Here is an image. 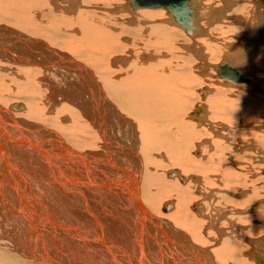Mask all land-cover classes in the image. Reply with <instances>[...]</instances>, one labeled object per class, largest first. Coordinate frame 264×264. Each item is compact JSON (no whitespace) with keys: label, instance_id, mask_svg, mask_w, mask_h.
Listing matches in <instances>:
<instances>
[{"label":"bare ground","instance_id":"bare-ground-1","mask_svg":"<svg viewBox=\"0 0 264 264\" xmlns=\"http://www.w3.org/2000/svg\"><path fill=\"white\" fill-rule=\"evenodd\" d=\"M150 1L0 0L5 264H264V0Z\"/></svg>","mask_w":264,"mask_h":264},{"label":"rangeland","instance_id":"rangeland-1","mask_svg":"<svg viewBox=\"0 0 264 264\" xmlns=\"http://www.w3.org/2000/svg\"><path fill=\"white\" fill-rule=\"evenodd\" d=\"M64 2H65V1H64ZM66 3H67V2H66ZM85 8H86V7H85ZM88 8L90 9V7H88ZM86 9H87V8H86ZM92 10H94V9L92 8ZM96 10H97V9H96ZM244 14H247L246 9L244 10ZM203 22H204L205 25H206V22H205V21H203ZM0 24H5V25H6L7 23H0ZM220 25H221V24H220ZM221 26L225 27V28H223V30H224V29H226L227 24L222 23ZM236 26L239 27L240 25H239V24H236ZM211 27H212V25H211ZM214 27H217V26H214ZM221 28H222V27H221ZM211 30H213V27L211 28ZM213 31H214V30H213ZM225 31H226V30H225ZM218 32H219V33H222V31L220 30V28H218ZM226 32H227V34H228V31H226ZM226 32H225L224 34H226ZM231 32H232V31H231ZM233 32H234V31H233ZM215 33L217 34L216 31H215ZM240 33H241V32H240ZM218 35H220V34H218ZM237 35H239V33H238ZM224 37H225V36H224ZM199 38H200V37H199ZM201 38H203V37H201ZM225 38H227V37H225ZM203 39H204V38H203ZM228 39H229V38H228ZM261 55H263V53H262ZM71 56L73 57V54H72ZM73 58H74V57H73ZM74 59H75V58H74ZM218 59H219V58H218ZM75 60H76V59H75ZM214 61H217V59H216V60L214 59ZM218 61H221V60H218ZM218 61H217V62H218ZM263 63H264V62H262V65H261V67H263V69H262L263 72L260 71V73H261L260 75H261V76H262V75L264 76V74H263V73H264V64H263ZM213 70H214V72L216 73L215 76L218 75V73L216 72V70H215V69H213ZM198 75H199V74H198ZM199 77H201V76L199 75ZM215 78H216V77H215ZM219 78H220V77L218 76V77H217L218 81H220ZM248 78H251V76H250L249 74H248ZM220 79L224 80L223 78H220ZM200 81H202V79H199V82H200ZM203 81H204V80H203ZM199 82H196V84H195L193 87H198V86H200V85H198ZM205 82L207 83V81H205ZM205 82H204L203 84H205ZM224 82H226V81H224ZM213 83H214V82H213ZM233 84H235V83H233ZM236 84H237V81H236ZM241 84L246 85L245 88H247V86H248V87L250 86V85H248L247 83L245 84L244 82H241ZM235 86H236V85H235ZM235 86H234V85H231L230 87H232L233 89L236 88V89H234L235 93H238V95L241 96L242 93L240 94V92L237 91V90H239V89H237V87H235ZM251 87L253 88V85H252ZM232 88H231V89H232ZM242 88H243V87H241V89H242ZM252 88H251V89H252ZM254 88H255V87H254ZM243 89H244V88H243ZM249 89H250V88H249ZM232 91H233V90H232ZM234 91H233V92H234ZM241 91L243 92V90H241ZM256 91H258V89H257ZM190 93H191V91H190ZM192 93H193V92H192ZM243 93H244V92H243ZM196 94H198V91H197V90H195V95H196ZM244 94H246V93H244ZM248 95L250 96V93H249V92L247 93L246 96H248ZM192 97H193V98H192ZM187 98H189V97H187ZM260 98H261L262 101H257V103H260V104H258V105H260V106H259L260 108L257 106V109L259 108L260 110H259V109H258L259 111L256 110V116H255V120H256V121H255V123H258V122L261 123L262 120L264 119V117H263V116H264V112H263V111H264V104H263V103H264V97H260ZM189 100H190L191 104H193V106H195V103H197V102L194 101V100H195L194 94H193V96H192V94H191V99H189ZM211 100H213L212 97L210 98L209 101H208V100H207V101L210 102ZM258 100H259V98H258ZM208 102H207V105H208V107H209V109H210V112H211L212 115H213V112H216V108H214V106H213V102H210V104L212 103V104H211L212 107H210V104H209ZM261 103H262V104H261ZM262 105H263V106H262ZM261 107H262L263 109H262ZM211 108H212L213 111L211 110ZM10 109L13 110L12 108H10ZM261 109H262L263 111H262ZM146 111H147V109H146L142 114L145 115V112H146ZM15 112H17V111H15ZM259 112H260V113H259ZM48 113L50 114L51 111H48ZM258 113H259V114H258ZM214 114H215V113H214ZM257 115H258V116H261V118H257ZM144 117H145V116H144ZM145 118H146V117H145ZM258 119H259V121H257ZM220 120L222 121V119H220ZM215 121H217V119H216ZM218 121H219V119H218ZM260 121H261V122H260ZM223 122H224V120H223ZM241 123H242V122H241ZM243 127H244V126H243ZM243 127H241V131L244 130V132H246V133H244V132L242 133V132L240 131V132L242 133L243 136H242L241 138H238V139L235 140V141H237V142H238V141H246V142H245L246 145H247V144L249 145V147H248L249 149H248V150H250V151L247 150L248 152L245 153V156H244V158H245V159H244L245 162H249V161H254V162H256V161H257V163L259 162L258 164H261V165H260L261 167H264V164H262V163H264L263 159L260 160V158H258V160H254V159H257V157H255L254 154H250V153H254V152H255V154H257L256 151H255L253 148H257L258 145L260 146V144H259V143H261L260 141H262V140L264 139V138H263L264 136H263V134H262L263 132H261V130L258 129V130L260 131V132H259L256 128H255V130H252V131H251L250 128H246V127H244V129H243ZM245 128H246V129H245ZM246 130H247V131H246ZM248 130H250V131H248ZM256 130H257V132H256ZM254 131H255V132H254ZM226 132L229 133V131H226ZM226 132H225V135H228ZM247 132H250V133L247 134ZM251 133H254V134H253L254 137H253V135H252ZM244 134H245V135H244ZM250 134L252 135V137H251ZM256 134H261L262 137L260 138L261 135L258 136V135H256ZM246 135H247V136H246ZM249 135H250V136H249ZM256 137H258V139H256ZM229 138H230V137H229ZM230 139H231V138H230ZM248 139H249L250 141H249ZM254 140H257V141H254ZM194 141H196L195 138H194ZM227 142H228V140H227ZM248 142H249V143H248ZM256 143H257L258 145H257ZM250 144H251V145H250ZM254 144H255V145H254ZM248 145H247V146H248ZM190 147H191V145L188 146V149H190ZM251 149H252V150H251ZM253 151H254V152H253ZM249 154H250V156L252 155L251 158H253V159L250 160L251 158H249V161H248L246 158L250 157ZM257 155H258V154H257ZM253 156H254V157H253ZM263 156H264V155H263ZM242 160H243V159H242ZM261 161H263V162H261ZM171 163L174 164L173 162H171ZM262 165H263V166H262ZM169 167H175V166L170 165ZM250 182H251V181H250ZM247 184L249 185V182H247ZM249 186H250V185H249ZM163 189H165V188H163ZM261 190H262V191H261ZM261 190H260L261 195H263V194H264V190H263V188H262ZM223 193L227 195L226 197H228V198H230V199L232 200V198H231V193L226 192V191H223ZM182 194L185 196V193H182ZM250 195H252V194L250 193ZM226 197H225V198H226ZM263 197H264V196H263ZM263 197H262V196H261V197L257 196V197H255L254 199H253V198L249 199V200H251V202L248 200V201H249V206H253V205H255V202H256L257 200H259V198L264 199ZM256 198H257V199H256ZM247 199H248V198H247ZM252 199H253V200H252ZM185 200H186V199H185ZM173 201L177 202V198H174ZM232 201H233V200H232ZM253 201H255V202H253ZM208 202H209V199H208L207 203H208ZM233 202H234V201H233ZM207 203H206V204H207ZM250 203H253V204L251 205ZM262 203H263V202H262ZM206 204H204V205H206ZM204 205H202V206H204ZM257 206H258V207H257ZM263 206H264V204H261V203H260V205H259V204L255 205V208H256V210H257L258 212H257L256 210H254V211H253V212H255L254 214L259 213V211H260L261 213L258 214V215H259V216H258V219H257V217L255 216L256 218H254V219H255L254 222H253V223L250 222V224H252V226L254 225L255 227L257 226V229L259 230V231H258L259 233H257V232H256V233H257V236L259 235L258 237L261 238V242H260V244H261V247L264 249V241H263V238H264V221H263V220H264V213H263V211H264V207H263ZM259 207H260L261 209H260ZM262 207H263V208H262ZM170 210H171V209H170ZM262 210H263V211H262ZM257 222H258V223H257ZM199 224H200V221H199ZM254 226H253V227H254ZM260 228H261V229H260ZM262 231H263V232H262ZM262 233H263V235H262ZM255 235H256V234H255ZM213 259H214V262H215L214 264H220L215 258H213ZM0 264H5V262H4L3 260L0 259Z\"/></svg>","mask_w":264,"mask_h":264},{"label":"water","instance_id":"water-1","mask_svg":"<svg viewBox=\"0 0 264 264\" xmlns=\"http://www.w3.org/2000/svg\"><path fill=\"white\" fill-rule=\"evenodd\" d=\"M152 1L153 2L150 1V3L165 4L166 6H168L169 9L172 11V13L178 19L179 23H181L184 26L187 25V22L189 20L188 17L189 11L185 5V0H152ZM218 74L220 76L230 79H232L233 78L232 76H234V74H232V69L225 66H220V68L218 69Z\"/></svg>","mask_w":264,"mask_h":264}]
</instances>
